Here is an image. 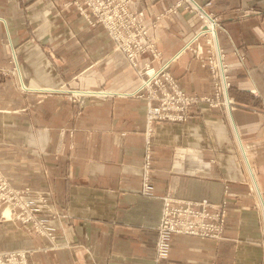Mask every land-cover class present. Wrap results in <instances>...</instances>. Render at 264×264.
Returning <instances> with one entry per match:
<instances>
[{"label": "crops", "instance_id": "1", "mask_svg": "<svg viewBox=\"0 0 264 264\" xmlns=\"http://www.w3.org/2000/svg\"><path fill=\"white\" fill-rule=\"evenodd\" d=\"M66 1L0 0V61L14 53L21 85L0 79V171L15 186L50 194L56 233L49 244L2 221L0 251L30 248L31 264H264V0L208 7L229 65L232 112L201 104L186 123H153L149 137L146 99L134 96L139 80L122 52ZM174 1L130 7L150 22ZM201 25L184 8L163 15L150 29L159 57L141 54L138 64L165 65L185 92L207 93L193 54L204 43L192 39ZM166 194L225 200L221 237L170 233L156 260Z\"/></svg>", "mask_w": 264, "mask_h": 264}, {"label": "built area", "instance_id": "2", "mask_svg": "<svg viewBox=\"0 0 264 264\" xmlns=\"http://www.w3.org/2000/svg\"><path fill=\"white\" fill-rule=\"evenodd\" d=\"M194 11L205 25L216 27L215 18L206 11L204 6H194L190 0H177L172 9L154 17L151 27L166 13H176L179 8ZM130 0H76L77 9L88 21L101 25L109 35L115 49L121 51L129 65L138 71L142 79L139 87L133 92L134 96L146 99L145 122L147 137L150 136L154 122H185L188 118L187 110L190 105L197 104L190 95H187L176 86L174 77L167 71L165 65L154 67L146 62L144 67L137 66V57L148 53L153 59L160 55L150 39L149 27L143 22L144 12H132ZM72 4V3H71ZM207 1L205 5H209ZM74 5V4H73ZM188 6L191 8H188ZM200 11L203 14H200ZM79 12V13H80ZM198 12V13H197ZM80 13V14H81ZM93 15V16H90ZM138 19H136V17ZM95 19V20H94ZM92 23V22H91ZM206 26L202 27V31ZM215 34V32H214ZM216 50V48H215ZM219 50H216L218 56ZM222 58L217 57L218 73L214 78L220 79V93L224 96L222 105L228 114L232 109V99L227 94L226 75L222 68ZM145 79V80H144ZM219 94H216L218 96ZM228 107V108H227ZM149 145L146 146L145 166H149ZM144 178V187L147 186ZM146 190V189H145ZM50 194L36 191L29 185L14 187L8 179L0 173V217L3 221H17L27 232L36 235H55L49 225L50 218L55 217L50 206ZM161 210L159 222L156 225L155 250L156 255L162 258L170 233L195 235L200 237L220 238L226 217V202L213 203L206 198L181 199L172 195L161 196ZM51 237V236H50ZM14 252L0 253V257L15 256ZM19 256L24 257V252Z\"/></svg>", "mask_w": 264, "mask_h": 264}, {"label": "rangeland", "instance_id": "3", "mask_svg": "<svg viewBox=\"0 0 264 264\" xmlns=\"http://www.w3.org/2000/svg\"><path fill=\"white\" fill-rule=\"evenodd\" d=\"M177 0H175L171 6H169L167 9H165V12H168L169 9H172L173 8V5L175 4ZM207 1H210V4L209 5H205V3ZM131 2V0H130ZM130 2H129V7H130ZM196 2V1H195ZM72 3V4H71ZM197 4L201 5V6H204L206 11L209 12V9L208 7H210V5L212 4V1L211 0H204L203 3H198L196 2ZM74 4V5H73ZM187 5V2L185 1L184 2V7H181V8H186ZM63 8H69L71 6H73L74 10L76 11V13L82 17L88 24L90 25H98L97 23H94V21H88L84 16L83 14L79 11V9H77V4H76V0H68L66 2H64L62 4ZM188 8H191V6ZM130 11L132 12H139V11H143V10H135V9H132L130 7ZM81 14H80V13ZM144 12V11H143ZM195 13V12H194ZM198 13V12H197ZM210 13V12H209ZM167 14V13H166ZM196 14V13H195ZM165 15V14H164ZM197 15V14H196ZM90 16H93V15H90ZM140 15H138L136 17V19H138ZM145 16V15H144ZM198 16V15H197ZM94 17V16H93ZM163 17V16H162ZM161 17V18H162ZM95 18V17H94ZM199 19H201L199 16H198ZM143 19V22L148 25L149 27V34H150V29L152 28L151 27V23L154 19L150 21V22H146L145 21V18H142ZM95 20V19H94ZM216 22V20H215ZM219 22H216V27H220L218 25ZM205 21L203 20L202 18V25L201 27L199 28V30H197V32L194 34V36L192 37V39H196L199 38L200 36L203 37V40H204V43L203 45L200 47H194V50H193V54L194 56L198 59L199 61V64L201 67H203L206 71V74H207V77L209 78V83H210V91H208L207 93L205 94H201V95H194V94H190V93H187L184 91V89H182L177 81V79L174 77V75L170 72V74L174 77L175 79V82H176V87L178 89H180L181 91H183L184 93H186L187 95H190L189 97H192L193 100L197 101V104H194V105H190L188 107V110H187V116L188 118L186 119L185 122H181V123H186L188 122L189 120L197 117V111H199V108H200V105L201 104H206L208 107H211V108H215L217 109L221 115H226L227 116V112L225 110V107L222 105V103L224 102V96L220 93V79L219 78H214L213 77V73L211 72V68L213 69V72L214 73H218V67L216 66H213L214 63H217L216 61V58L218 57L217 56V53L216 50H215V47H214V44H213V37H212V34L209 32V31H202V34L204 35H201L200 33V30H202V27L205 26ZM101 26V25H100ZM156 26V25H155ZM154 26V27H155ZM216 27H215V35L217 36V30H216ZM221 29V28H219ZM109 36V35H108ZM152 42V41H151ZM153 43V42H152ZM154 45V43H153ZM155 46V45H154ZM114 47V45H113ZM155 48L159 51V49L155 46ZM219 48V52L218 54L220 55V57L222 58L221 60V63H222V68L225 72V75H226V82L228 83V86H227V94L229 96V98L232 99V96L230 95L229 93V90H230V79H229V65H228V62H227V59H226V53L224 52V50L221 48V47H218ZM115 49V47H114ZM116 51H119L118 49H115ZM234 55L239 59V61L241 62L242 59H243V55H242V52L237 50V49H234L233 51ZM123 54V53H122ZM124 56V55H123ZM13 56L11 55V53L9 54L8 58L3 62V61H0V79L1 78H4V79H8L10 82H12L13 85L16 86V84L18 82V79H17V67L13 61ZM127 61V60H126ZM128 63V61H127ZM146 64V61L143 62V63H139L137 62V66L139 68L141 67H144ZM129 65V63H128ZM152 66L155 67V65L151 64ZM129 67L131 68V70L133 71V74L137 77V79L139 80L138 82V86L137 88L139 87L140 83H141V78L138 76V71L134 68H132L130 65ZM168 71V70H167ZM145 80V79H144ZM1 82V81H0ZM1 84V83H0ZM23 84V83H22ZM19 88L21 87V85H18ZM16 86V87H18ZM24 86V85H23ZM25 87V86H24ZM253 92V91H252ZM216 94H219L218 96H216ZM75 96H73V101H75L77 99L76 95L74 93ZM79 99V98H78ZM233 101V99H232ZM147 102V101H146ZM146 104H145V111H146ZM234 109V101L232 103V109H231V112L232 110ZM158 122H167V121H158ZM155 123V122H154ZM0 173L6 177L1 171ZM7 178V177H6ZM8 179V178H7ZM9 181V180H8ZM10 182V181H9ZM12 186L14 187H21V186H15L13 185L12 183H10ZM225 201V200H224ZM226 202V201H225ZM1 211V209H0ZM3 221V219L0 217V223ZM11 222H16L18 223L17 221H11ZM19 224V223H18ZM49 225H50V221H49ZM19 226H21L19 224ZM224 230V228H223ZM17 233V232H16ZM222 234H223V231H222ZM221 234V235H222ZM0 235H3L2 232H0ZM27 235H35L34 232H27ZM56 235V233H55ZM52 236V235H39V236H42V237H45L48 241V243H54L55 244V239H56V236ZM51 236V237H50ZM64 244V243H63ZM50 246V245H49ZM32 248V247H31ZM33 249V248H32ZM156 251V250H155ZM5 252H14L16 253L15 256H7V257H0V264H31V261H30V255H31V249L30 248H15V249H6V250H1L0 253H5ZM20 252H24V257H21L19 256V253ZM158 259H161L160 256L157 255V258L156 260Z\"/></svg>", "mask_w": 264, "mask_h": 264}, {"label": "bare ground", "instance_id": "4", "mask_svg": "<svg viewBox=\"0 0 264 264\" xmlns=\"http://www.w3.org/2000/svg\"><path fill=\"white\" fill-rule=\"evenodd\" d=\"M190 2L191 3H193L194 4V6L196 5V6H198V4L195 2V0H190ZM195 6V7H196ZM200 14H203L201 11H200ZM206 26V28H204L203 30H207V31H209L211 34H212V37H213V44H214V47L216 48V50H219V45H218V43H217V39H216V35L214 34V28L213 27H210V24H208V25H205ZM13 55V58H14V53L12 54ZM218 56L220 57V55L218 54ZM23 86V85H22ZM24 87V86H23ZM228 108V107H227ZM228 113H230V111L228 110ZM208 200V199H207Z\"/></svg>", "mask_w": 264, "mask_h": 264}]
</instances>
